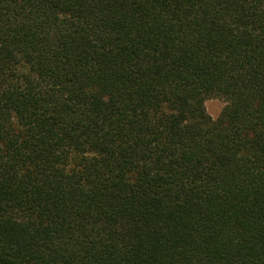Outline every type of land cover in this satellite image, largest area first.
<instances>
[{"label":"trees","instance_id":"1","mask_svg":"<svg viewBox=\"0 0 264 264\" xmlns=\"http://www.w3.org/2000/svg\"><path fill=\"white\" fill-rule=\"evenodd\" d=\"M0 264H264V0H0Z\"/></svg>","mask_w":264,"mask_h":264},{"label":"rangeland","instance_id":"2","mask_svg":"<svg viewBox=\"0 0 264 264\" xmlns=\"http://www.w3.org/2000/svg\"><path fill=\"white\" fill-rule=\"evenodd\" d=\"M207 113L217 119L226 106V102L221 98H210L205 103Z\"/></svg>","mask_w":264,"mask_h":264}]
</instances>
